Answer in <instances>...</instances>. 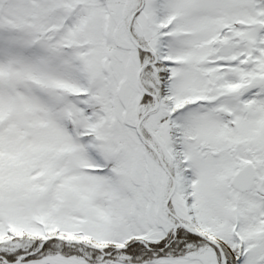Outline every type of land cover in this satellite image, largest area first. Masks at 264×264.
<instances>
[{"label":"snow or ice","instance_id":"obj_1","mask_svg":"<svg viewBox=\"0 0 264 264\" xmlns=\"http://www.w3.org/2000/svg\"><path fill=\"white\" fill-rule=\"evenodd\" d=\"M0 264H264V0H0Z\"/></svg>","mask_w":264,"mask_h":264}]
</instances>
